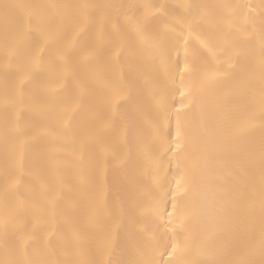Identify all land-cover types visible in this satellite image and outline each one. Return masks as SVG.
Listing matches in <instances>:
<instances>
[{
    "label": "snow or ice",
    "instance_id": "obj_1",
    "mask_svg": "<svg viewBox=\"0 0 264 264\" xmlns=\"http://www.w3.org/2000/svg\"><path fill=\"white\" fill-rule=\"evenodd\" d=\"M256 7L0 0V264H264Z\"/></svg>",
    "mask_w": 264,
    "mask_h": 264
},
{
    "label": "bare ground",
    "instance_id": "obj_2",
    "mask_svg": "<svg viewBox=\"0 0 264 264\" xmlns=\"http://www.w3.org/2000/svg\"><path fill=\"white\" fill-rule=\"evenodd\" d=\"M8 2H39V3H55V2H63V3H96V4H123V3H151L153 0H8ZM162 2H170V3H190V4H204L215 2V0H162ZM236 3H247L251 5H256L257 7L250 13L255 17V23L253 26V31L257 36V46L259 44V32L261 29V17H260V9L259 5L261 0H233ZM3 28V22L0 21V30ZM127 71V69H126ZM211 113V101H206V113L208 116ZM129 119H133L135 117L134 108H130L128 110ZM191 121L195 123L199 119V115H193ZM109 188L113 191L119 187L120 184L125 182L128 177L122 174H113L109 173L106 177ZM0 196H2V185H0ZM0 259H4V249L3 243L0 241Z\"/></svg>",
    "mask_w": 264,
    "mask_h": 264
}]
</instances>
